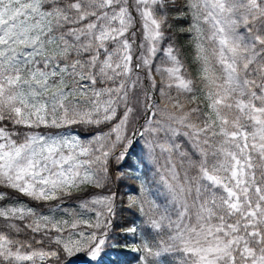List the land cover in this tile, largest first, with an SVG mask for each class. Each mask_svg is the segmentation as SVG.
Returning a JSON list of instances; mask_svg holds the SVG:
<instances>
[{"label": "snow or ice", "instance_id": "obj_1", "mask_svg": "<svg viewBox=\"0 0 264 264\" xmlns=\"http://www.w3.org/2000/svg\"><path fill=\"white\" fill-rule=\"evenodd\" d=\"M118 182L140 264H264V0H0V264H102Z\"/></svg>", "mask_w": 264, "mask_h": 264}, {"label": "trees", "instance_id": "obj_2", "mask_svg": "<svg viewBox=\"0 0 264 264\" xmlns=\"http://www.w3.org/2000/svg\"><path fill=\"white\" fill-rule=\"evenodd\" d=\"M178 43L181 45H186V36H180ZM184 51L187 52V47L184 48ZM187 63L189 65V69L195 77L196 75V66L192 64L191 57H187ZM173 93H175V89H173ZM124 183L135 186L136 182L134 180L125 179ZM117 191L118 195V203L122 211H118L117 216L113 220V231L115 233L116 240L118 239V243H114L112 247L111 254L105 258L103 256L101 258L102 264H140V261L137 260V254L131 252V247H123L124 244H131V238L126 236L125 233L121 230L123 228L130 227L133 223L137 226L138 230H142L146 227V225L142 222L141 219H137V215H134L135 209L127 208V199L128 196L125 193H129L130 189L120 186L118 182L117 187L114 189ZM111 235V233H110Z\"/></svg>", "mask_w": 264, "mask_h": 264}, {"label": "rangeland", "instance_id": "obj_3", "mask_svg": "<svg viewBox=\"0 0 264 264\" xmlns=\"http://www.w3.org/2000/svg\"><path fill=\"white\" fill-rule=\"evenodd\" d=\"M25 200H26V198H25ZM32 204H33V206H35V202H32ZM65 206H67V205H65ZM45 212H47L48 211V209L47 208H44L43 209ZM130 238V237H129ZM119 242V240L117 239H115L112 243H113V245H114V243H118ZM35 247H42V245H34ZM113 247V246H112ZM112 247H106V249H105V251L101 254V258L103 257V256H105V258H107V256L108 255H110L111 254V251H112ZM131 252L132 253H134V254H137V255H140V253H138V252H136V251H133V250H131ZM79 256H80V259L78 260V262H77V264H86V260H85V258H84V254H78ZM25 264H31V262H25Z\"/></svg>", "mask_w": 264, "mask_h": 264}]
</instances>
